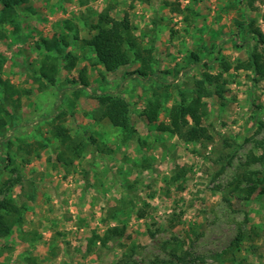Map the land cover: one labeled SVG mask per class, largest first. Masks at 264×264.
I'll return each mask as SVG.
<instances>
[{
    "label": "rangeland",
    "instance_id": "rangeland-1",
    "mask_svg": "<svg viewBox=\"0 0 264 264\" xmlns=\"http://www.w3.org/2000/svg\"><path fill=\"white\" fill-rule=\"evenodd\" d=\"M103 14L128 17L151 48L149 75L138 72L141 52L116 70L98 61L85 40ZM257 29L264 0L0 3V103L11 112L0 133V199L27 205L23 223L0 237V264H264V74L237 67L255 50L264 61ZM64 35L63 51L45 50L42 39ZM51 61L54 81L41 74ZM202 78L213 92L203 98L208 134L185 141L173 121ZM6 82L21 90L15 102L5 100ZM117 96L128 129L103 115ZM79 142L78 155L68 146ZM115 227L121 235L103 244Z\"/></svg>",
    "mask_w": 264,
    "mask_h": 264
},
{
    "label": "trees",
    "instance_id": "trees-1",
    "mask_svg": "<svg viewBox=\"0 0 264 264\" xmlns=\"http://www.w3.org/2000/svg\"><path fill=\"white\" fill-rule=\"evenodd\" d=\"M24 0H0L4 9L10 10L15 9ZM68 27H71L68 22ZM95 32L85 40V42L92 46L94 52L98 58V61L103 66L110 70H116L121 66L128 65L132 62L135 52H141V66L138 68V72L147 76L152 72L153 69V58L151 55V48H144L139 42L138 38L133 32V28L128 17L122 19L113 18L107 15H100L98 21L92 25ZM257 38L259 43H264V31L257 29ZM43 46L46 51L52 52L57 50L63 51L64 46L67 44L66 36L55 37L52 40L42 39ZM54 59V58H53ZM65 67L71 68L75 64V57L71 52H67L65 55ZM225 70H228L230 65L227 62H223ZM55 63L44 62L41 74L48 80L54 81V74L56 71ZM237 67L252 68L257 75L264 74V61L261 54L258 51H254L251 54V59L247 62L240 63ZM84 71H82L83 74ZM213 80L218 82L220 76L209 74ZM83 83H87L85 75L80 76ZM5 100L15 102L16 96L21 94V90L15 87L11 82H6L4 85ZM216 93L222 97V86H219ZM195 96L191 99H183L178 105L176 114L178 119L173 121L175 131L185 140L194 141L200 140L207 136L208 129L202 123L203 116L206 112V102L203 100L204 97L212 95V90L207 87L206 81L202 79L196 80ZM18 99V98H17ZM149 109L146 112V116L149 120H154L160 107L159 99L156 97L149 103ZM114 127L122 129H128L129 116H128V104L123 97L117 96L112 98L106 105L103 112ZM11 117V112L0 103V133L3 128L7 125ZM160 127H163L161 125ZM63 129V143H66L68 136L67 129ZM60 132H58L59 134ZM60 135V134H59ZM85 145L82 142L71 144L68 146L70 150H74L77 154L83 152ZM61 159V158H59ZM255 159V158H254ZM257 160H264L263 157L256 158ZM8 160L11 158L8 156ZM26 203L18 205L11 197H4L0 199V237L8 236L13 232V229L17 225H21L25 219L24 211L26 210ZM121 235L122 230L110 228L106 231L105 235L101 238L103 244L106 243V239L109 234ZM240 235L236 239H239ZM115 264H137L129 260H120Z\"/></svg>",
    "mask_w": 264,
    "mask_h": 264
}]
</instances>
